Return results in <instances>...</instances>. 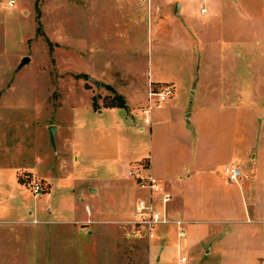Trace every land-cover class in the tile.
Here are the masks:
<instances>
[{"label": "rangeland", "instance_id": "374dc122", "mask_svg": "<svg viewBox=\"0 0 264 264\" xmlns=\"http://www.w3.org/2000/svg\"><path fill=\"white\" fill-rule=\"evenodd\" d=\"M173 1L168 3L169 11L174 9ZM177 1L183 4L191 48L202 40L206 54L200 53L198 60L199 52L194 53L202 68L197 71L195 61L190 64L176 97L186 100L190 108L194 92L197 99L216 96V81L223 88L225 80L222 74L215 78L214 73L226 71L229 62L215 60H220V50H230L238 100L264 105V39L237 45L247 37L240 31L244 23L237 11L246 12V3L254 6L255 18L264 29V0H243L242 6L223 0ZM147 2L140 9L132 0H16L14 7L0 3V264H158L159 255L160 264H180L181 255L189 258L187 264H264V226L255 222L220 224L217 236H206L196 245L199 248L182 253L165 244L164 236H157L160 231L173 235L172 224L159 225L149 241L122 221L133 217L131 203L140 196L133 194L131 179L126 177L120 179L121 186L129 188L120 206L125 213L98 216L94 212L91 216L87 212L86 205L92 209L98 202L106 210L103 203L113 204L112 191L103 198L102 191L93 195L90 186L109 176L115 166L81 158L74 162L66 137L77 126L87 125L82 131L86 147L95 139L102 140V129L91 130L97 124L94 120L100 117V109L119 101L109 80H120L118 88L127 90L123 77L128 73L136 77L130 80L134 82L130 90H134L146 85L156 69L158 43L151 30L155 3L149 15ZM165 4V0L160 3ZM163 44L169 41L164 39ZM209 48L217 50L213 52L216 57L207 53ZM27 56L31 61L19 69ZM160 60L158 78H167L165 58ZM132 113L124 107L117 110L124 122L123 134L139 149L147 144L148 133L137 129L149 124L140 109ZM51 125L58 128L55 144ZM79 155L74 153V158ZM130 166L136 172L135 164ZM124 169L121 166L120 172ZM36 183L42 188L39 194L32 189Z\"/></svg>", "mask_w": 264, "mask_h": 264}, {"label": "crops", "instance_id": "0c3cea01", "mask_svg": "<svg viewBox=\"0 0 264 264\" xmlns=\"http://www.w3.org/2000/svg\"><path fill=\"white\" fill-rule=\"evenodd\" d=\"M137 1L132 0L136 9L145 7L146 0L139 3ZM162 1L150 0L149 3L147 2V10L150 15V8L155 3L151 30L156 35L158 44L157 47H154L158 54L157 62L161 61V57L165 58L164 63L170 70L164 64L166 67H164V71L169 76L163 79L158 78L161 69L157 67L155 61L156 69L150 73V78L146 85H142V88L130 90L134 87V82L130 81L134 76L128 73V77L127 75L123 77L124 81H127H121L126 83L127 90L122 91L121 87L118 88L120 80L115 82L109 80L108 82L115 87L119 94L123 95L126 100V108L129 109L131 115H133V110H141L148 102L150 85L154 88H160L166 84L173 85L174 92L169 103H165L166 105L164 104L162 108L154 109L151 123L148 126L141 125L137 129L141 134L148 133L147 144L138 149L130 141V137L123 134L121 127L124 122L122 116L117 114V110L122 107L106 106L99 110L100 117L95 118L96 122L94 123L97 124L93 123L95 127L91 129L97 131L102 129V140L91 141V147L87 148L83 142L82 134L83 130H87L84 129L87 125H83L82 127L77 126L72 135L66 137V145H72L70 151L73 153L74 162L81 158L86 162L102 161L108 162V165L113 168L115 166L114 169H110L109 176L99 178V184L90 186L93 195L96 196L102 191L103 198L105 192L112 191L110 196L113 204L106 203L104 205L103 203L106 210L98 202L93 205V210L89 205H86L87 212L91 216L94 212L98 216L105 213H116L115 215L125 213L121 211L120 206L125 202L123 199H125L129 188L132 189L133 194H140L139 198L131 203L130 214L140 199H150L153 196L155 201H160L159 194H151L148 189L138 184L134 176L131 177L129 174V171H133L131 164H135L136 172H140L144 176L150 175L159 180L165 190L171 194V200L167 206L169 216L173 219L187 221L185 224L187 234L186 237L179 238L177 226L170 223L174 225L176 232L173 235L171 232L163 235V231H160L157 236H164L165 244L174 245L182 253L192 247L199 248V245H196L206 236L207 238L217 236L220 233V224L246 221L264 226V105H249L238 100L239 91L237 86L232 83L234 66L231 64L233 59L230 50H220V55L217 56L220 60H215L216 63L221 60L223 63L229 62V65L224 67L226 71L224 69L222 72L223 69H220L222 73H214L215 78L222 74L225 80L223 88L216 81L217 86L213 87L217 93L216 96L203 98L200 95V98L197 99V92H194L193 106L191 105L190 108H188L186 100L176 97V88L182 84V79L185 76L188 77L187 71L190 64L195 61L194 68L197 71L202 68L200 61H196L193 56L196 51L199 52L198 60L200 53L204 52L203 55H205L204 46L206 43L196 40L197 47L191 48V33L189 26L184 23L182 15L183 4L177 0L173 1L175 5L177 2L180 3L179 15H176L175 6L173 11H169L170 0H165L164 7L160 5ZM230 1L241 6L245 4L243 0H223L222 2L229 5ZM244 8H246V12L236 10L244 23L239 27L240 31L247 36L237 41V45L242 46L264 39V35L261 34V32L264 34V29L255 18L254 6L246 3ZM201 11L206 12V9L203 8ZM179 18H182L180 20L183 23L178 21ZM164 39L168 40L169 44H163ZM208 50L207 53H212L210 55L215 56L213 52H217L216 49L209 48ZM92 52L94 51L92 50ZM190 52H192V56ZM223 56H226V59H223ZM235 70L237 72V69ZM137 71L136 69V76ZM91 75L98 78V74L94 71H91ZM191 86L193 85H189V87ZM138 104L140 106L137 107ZM188 109L189 114L187 113ZM135 123L139 125V122L135 121ZM57 130L58 128H56V132ZM63 149L65 148L63 147ZM78 152L80 155L75 159L74 153ZM228 164L241 169L242 173L238 182L228 180L225 174V166ZM121 166H126L127 171L124 169L120 172ZM122 177L131 179L129 188L121 186L120 179ZM84 191V188L80 190V198ZM71 200H69L70 204ZM100 220L121 221L119 219ZM161 251L164 252L163 249ZM210 251L211 249H206L205 253H210ZM183 256H180L179 263L187 264L189 258L185 263L180 261ZM161 258L162 255L157 256L158 264H160Z\"/></svg>", "mask_w": 264, "mask_h": 264}, {"label": "built area", "instance_id": "2783aa9c", "mask_svg": "<svg viewBox=\"0 0 264 264\" xmlns=\"http://www.w3.org/2000/svg\"><path fill=\"white\" fill-rule=\"evenodd\" d=\"M6 2L8 6L14 7L16 0H0V3ZM205 11V10H203ZM174 87L171 84L163 85L160 88L149 87L148 102L141 108L144 114L145 123L150 124L152 120V111L154 109L162 108L165 102L172 96ZM241 169L235 165H226L225 174L231 182H238L241 176ZM131 176H134L138 184L148 189L151 194H159L160 201H155L153 196L150 199L138 200L134 210L133 217L129 220L123 221L125 224L132 226L137 232H141L151 241L155 237V230L161 224L173 223L177 226V235L179 238L186 237L187 221L181 219H173L168 214V203L171 200V194L168 193L159 180L152 176H144L140 172L129 171ZM32 189L39 194L42 188L39 183L33 184ZM188 260L186 256L181 258V262L185 263Z\"/></svg>", "mask_w": 264, "mask_h": 264}, {"label": "water", "instance_id": "95a60500", "mask_svg": "<svg viewBox=\"0 0 264 264\" xmlns=\"http://www.w3.org/2000/svg\"><path fill=\"white\" fill-rule=\"evenodd\" d=\"M179 9H180V3L177 2L175 5V14L179 15ZM31 61V58L29 56L24 57L19 65V69H21L26 63H29ZM86 78H89L88 75H85ZM56 126L51 125L50 126V135H51V140L55 144V134H56Z\"/></svg>", "mask_w": 264, "mask_h": 264}, {"label": "trees", "instance_id": "16d2710c", "mask_svg": "<svg viewBox=\"0 0 264 264\" xmlns=\"http://www.w3.org/2000/svg\"><path fill=\"white\" fill-rule=\"evenodd\" d=\"M116 97H117V99L119 100L118 101V104L117 105H113V106H117V107H124V108H126L127 107V105H126V100H125V98L123 97V95H121V94H117L116 95ZM96 102V101H95ZM94 104V103H93ZM95 106V105H94Z\"/></svg>", "mask_w": 264, "mask_h": 264}]
</instances>
